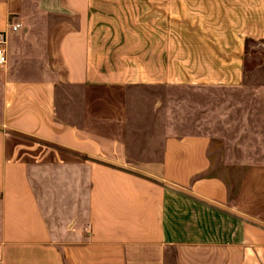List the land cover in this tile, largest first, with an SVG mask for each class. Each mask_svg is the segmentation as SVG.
Returning a JSON list of instances; mask_svg holds the SVG:
<instances>
[{
  "label": "crops",
  "instance_id": "obj_1",
  "mask_svg": "<svg viewBox=\"0 0 264 264\" xmlns=\"http://www.w3.org/2000/svg\"><path fill=\"white\" fill-rule=\"evenodd\" d=\"M0 32V264H264V0H0Z\"/></svg>",
  "mask_w": 264,
  "mask_h": 264
},
{
  "label": "built area",
  "instance_id": "obj_2",
  "mask_svg": "<svg viewBox=\"0 0 264 264\" xmlns=\"http://www.w3.org/2000/svg\"><path fill=\"white\" fill-rule=\"evenodd\" d=\"M19 26L20 24L13 25V29H17ZM6 42V34L4 32H0V65H5L8 61V55L5 48Z\"/></svg>",
  "mask_w": 264,
  "mask_h": 264
},
{
  "label": "rangeland",
  "instance_id": "obj_3",
  "mask_svg": "<svg viewBox=\"0 0 264 264\" xmlns=\"http://www.w3.org/2000/svg\"><path fill=\"white\" fill-rule=\"evenodd\" d=\"M256 46H257V42H255V41H249L248 42V49L250 50V52L251 51L254 52V51L258 50ZM259 49H260V51H262L264 53V45H262ZM214 93H218L219 94L220 90H214ZM19 140L22 141V142H25V143L33 142V140L31 138H28V137H21ZM218 160H219L218 158L215 159L216 165L219 163ZM217 167L219 168L218 165H217Z\"/></svg>",
  "mask_w": 264,
  "mask_h": 264
}]
</instances>
